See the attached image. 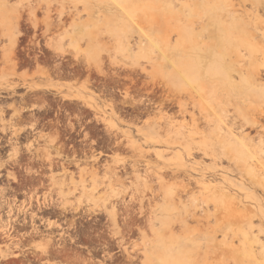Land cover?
<instances>
[{
	"label": "rangeland",
	"instance_id": "rangeland-1",
	"mask_svg": "<svg viewBox=\"0 0 264 264\" xmlns=\"http://www.w3.org/2000/svg\"><path fill=\"white\" fill-rule=\"evenodd\" d=\"M10 3L46 61L27 59L29 39L12 56L13 31L0 27V264H264V0H130V16L112 0ZM188 62L204 67L191 69L205 76L191 75L195 89ZM160 201L208 205L218 219L194 247L196 223L174 208L151 231ZM116 204L135 214L121 210L130 229L113 235ZM65 219L76 224L69 260Z\"/></svg>",
	"mask_w": 264,
	"mask_h": 264
},
{
	"label": "bare ground",
	"instance_id": "bare-ground-1",
	"mask_svg": "<svg viewBox=\"0 0 264 264\" xmlns=\"http://www.w3.org/2000/svg\"><path fill=\"white\" fill-rule=\"evenodd\" d=\"M114 3H116L118 6H116V5H114L113 3V6L116 8V9H120L121 11H123L124 13H126L127 15L129 14V16H130V12H129V10L132 8V5L130 4V0H122V2L121 1H118V0H112ZM20 10H17V8L16 7H14V6H12L11 5V3H10V0H0V27H6L7 29H10V30H12L13 32L11 33V36H12V43H11V45H10V54L12 55V56H14V57H16V55H17V46H19V44H20V39L22 38V39H24V40H27V39H29L30 41V44L31 45H33V49L35 48V47H37L38 48V54L36 53V52H34L35 50H33V49H31V51L33 52V54L31 55L30 53H31V51L29 52L28 51V53H26V57H27V59L28 58H30L31 60H32V62L36 65V64H40V62H44V61H46L45 60V53L43 52V50L39 47V43H37V42H35L33 39H32V36H29V34L28 33H23V31H22V27L20 26V22H21V19H23V11H21V8H19ZM122 12V13H123ZM13 19H17V23H14L13 22ZM31 26H32V24H31ZM34 36V39H35V36H36V34L35 35H33ZM25 49V48H24ZM26 51V50H25ZM27 52V51H26ZM55 55V57L58 55V53L56 52H54V54H53V56ZM3 56H5V55H3ZM53 59H55V58H53ZM201 64H202V62L201 61H199ZM24 63V62H23ZM26 63V62H25ZM28 63V62H27ZM189 63V62H188ZM200 63H189V67H188V71L187 72H182L183 74H182V78L184 79V82H186V84H187V86L189 87V88H191V89H195V81H193V79H192V76L191 75H196L197 73H198V75H199V77H200V79L201 80H203V79H205V76H204V74H202V73H199V72H197V73H194V72H191V69H198V68H203L204 69V67H202V66H200ZM18 67V66H17ZM54 73L56 74V76L57 77H59L60 78V75L62 74V72H63V66H62V64H55L54 65ZM262 71V70H261ZM112 72V71H111ZM127 77H128V75H126ZM256 76V75H255ZM130 77V76H129ZM113 78V77H112ZM144 79H145V77H143ZM146 80V79H145ZM113 82V81H112ZM119 82V81H118ZM131 82V83H130ZM128 81V84L130 83L131 85H133V82H134V80H131V81ZM136 82V81H135ZM147 83V82H146ZM149 83V82H148ZM148 83L146 84V85H148ZM127 84V85H128ZM137 84V83H136ZM139 84V83H138ZM124 85V84H123ZM127 85H125V87L127 86ZM135 85V84H134ZM144 85V84H143ZM149 86V85H148ZM19 86H17V87H11V90L14 92L17 88H18ZM45 87V86H44ZM120 87V86H119ZM128 87V86H127ZM129 87H130V85H129ZM128 87V90L130 89ZM122 88V87H121ZM133 90V89H132ZM131 90V91H132ZM161 90V89H160ZM157 91V90H156ZM149 92V91H148ZM150 93H152V91H150ZM153 93H155V91L153 92ZM14 94H15V92H14ZM30 94V93H29ZM29 94H28V97H30L29 96ZM43 94H45L44 92H43ZM156 94V93H155ZM166 94V93H165ZM46 95V94H45ZM163 95H161L160 97L161 98H163L162 97ZM150 97V96H149ZM157 97H159V95L157 96ZM156 97V98H157ZM176 97V96H175ZM148 98V97H147ZM153 98V97H152ZM155 98V99H156ZM177 98V97H176ZM159 99V98H158ZM164 99V98H163ZM169 99H171V98H169ZM115 100V99H114ZM148 100V99H147ZM161 100V99H160ZM159 100V101H160ZM166 100L168 101V99L166 98L165 99V101H163V102H165L166 103ZM174 100H176V99H174ZM28 101V100H27ZM141 101V100H140ZM149 101V100H148ZM150 101L152 102L151 104H153V101H154V99L153 100H151V97H150ZM170 101V100H169ZM20 102L22 103L21 104V107H22V105L24 104V102H25V98H24V96H22L21 95V97H20ZM37 102V101H36ZM143 102V101H142ZM172 102H173V104H174V102H175V104H176V101H173L172 100ZM171 102V103H172ZM26 103V102H25ZM114 103V102H113ZM158 103V102H157ZM161 103V102H160ZM160 103H158V104H160ZM45 104V103H44ZM174 104V105H175ZM41 105V104H40ZM150 105V104H149ZM154 105V104H153ZM161 105V104H160ZM165 105V104H164ZM50 106V105H49ZM48 106V107H49ZM58 106V105H57ZM115 106V105H114ZM155 106V105H154ZM162 106H163V104H162ZM3 107H5V105L3 106ZM17 107V106H16ZM24 107V106H23ZM28 107V106H27ZM164 107V106H163ZM20 108V107H19ZM19 108H17V109H19ZM32 108V107H31ZM34 108V107H33ZM32 108V109H33ZM41 108V107H40ZM39 108V109H40ZM45 108V107H44ZM61 108V107H60ZM15 109V108H14ZM16 109V110H17ZM25 109V108H24ZM59 109V108H58ZM164 109V108H163ZM20 110V109H19ZM18 111V110H17ZM29 111V110H28ZM35 111V110H34ZM170 111V110H169ZM30 112V111H29ZM3 114H4V111H3V109H1L0 108V117H2L3 116ZM143 114V113H142ZM43 115V114H42ZM148 115V114H147ZM146 115V116H147ZM161 116V115H160ZM33 117V116H32ZM162 117H164L163 115H162ZM3 118V117H2ZM8 118V117H7ZM25 119V118H24ZM174 119V118H173ZM188 119V118H187ZM26 120V119H25ZM256 121V120H255ZM18 122H19V119H18ZM257 122V121H256ZM257 123H259V122H257ZM17 125V124H16ZM33 126H34V124H33ZM56 126H57V124H56ZM72 126V125H71ZM260 126V125H259ZM17 127V126H16ZM73 127V126H72ZM71 127V129L73 130V128ZM24 128V127H23ZM259 129V128H258ZM17 130V129H16ZM24 131V130H23ZM15 133V132H14ZM14 135V134H13ZM16 135V134H15ZM18 135V134H17ZM57 135H58V133H57ZM17 137V136H16ZM28 137V136H27ZM15 138V137H14ZM58 138V137H57ZM19 139V138H18ZM17 139V140H18ZM60 139V138H59ZM3 140V139H2ZM16 140V141H17ZM13 144V143H12ZM1 145V144H0ZM17 145H18V143H17ZM2 151V150H1ZM15 152L16 153H18V150H15ZM19 154V153H18ZM19 158V157H18ZM17 158V159H18ZM16 159V160H17ZM33 161V160H32ZM2 162V161H1ZM20 164V163H19ZM50 166H52V164H51V162H50ZM44 168V167H43ZM137 169V168H136ZM126 173V172H125ZM34 174V173H33ZM143 174V173H142ZM31 175V174H30ZM30 175H28V176H30ZM124 175V174H123ZM130 175V174H129ZM40 176V175H39ZM2 177V175H1V173H0V178ZM126 177V176H125ZM35 178V177H34ZM36 179V178H35ZM153 180V179H152ZM31 185V184H30ZM24 186V185H23ZM31 187H32V185H31ZM3 188V187H2ZM157 188V187H156ZM180 188V190L182 189L181 187H179ZM29 189V188H28ZM153 189V188H152ZM155 189V188H154ZM183 189H185V186H183ZM191 189V188H190ZM189 189V190H190ZM196 189V188H195ZM5 190L6 189H2L1 190V193H0V195L2 196V197H4L3 195L5 194L4 192H5ZM9 190V189H8ZM13 190V189H12ZM38 190V189H37ZM37 190H35V192L37 191ZM193 190V189H192ZM132 191V190H131ZM155 191H157V190H155ZM188 190L186 189V192H187ZM7 192V191H6ZM9 192V191H8ZM79 192V191H78ZM158 192V191H157ZM176 192H178V190L176 191ZM180 193H181V191H179ZM191 192V191H190ZM140 193V192H139ZM154 193H156V192H154ZM185 192L183 191V194H184ZM32 194V193H31ZM36 194V193H35ZM183 194L181 193V198H183ZM14 195V194H13ZM26 195V194H25ZM179 195V193H176V196H178ZM203 195V194H202ZM205 195V194H204ZM154 196H155V194H154ZM6 197V196H5ZM185 197V196H184ZM127 198V197H126ZM125 198V199H126ZM129 198V197H128ZM156 198H160V196H155V199L154 200H156ZM192 198V197H191ZM190 198V199H191ZM28 199V198H27ZM189 199V200H190ZM135 200H136V198H135ZM185 200L188 202V198H186L185 197ZM192 200V199H191ZM86 201V200H85ZM182 201H184V199H182ZM193 201H194V203H195V200H192V201H190L189 203H192L193 204ZM200 201V200H199ZM14 202H15V200H14ZM13 202V203H14ZM37 202V201H36ZM120 202H121V200H120ZM119 202V203H120ZM123 202V201H122ZM125 202H126V200H125ZM137 202V201H136ZM147 202V201H146ZM176 202H178V200L176 201ZM6 203V202H5ZM5 203L4 204H2V206H4L5 205ZM84 203V202H83ZM128 203H129V201H128ZM131 203H132V201H131ZM148 203V202H147ZM46 204V203H45ZM136 204V203H135ZM134 204V205H135ZM138 204V203H137ZM201 204H202V202H201ZM226 204V203H225ZM23 205V204H22ZM44 205V204H43ZM59 205V204H58ZM86 205V204H85ZM120 204H116V205H114L113 206V208H112V211H111V213H108V211H107V216L108 217H110V221H111V225L113 226V227H115V229L114 230H111V234H113V235H118V234H121V233H123V229H130V223H129V226H128V224H127V219H128V214H123L124 216H126V219L123 221L124 222V224L122 223V226H120V227H118V218H120V215H122V213L120 214V211L122 210H126L127 211V209H128V211H129V208L130 207H128V206H131V208H132V205L133 204H130V205H128V206H123V204H122V207L121 206H119ZM152 205V203L150 204V206ZM17 206V205H16ZM75 206V205H74ZM89 207H90V205H88ZM88 206H84V207H88ZM211 206V205H210ZM10 207V206H9ZM99 207V206H98ZM121 207V208H120ZM124 207V208H123ZM128 207V208H127ZM135 207H137V206H135ZM139 207V206H138ZM138 207L136 208V209H138ZM40 208V207H39ZM46 208V207H45ZM75 208V207H74ZM130 208V209H131ZM170 208H174V210H178V211H182V220L183 221H185L186 223L187 222H191V223H196V231H192L193 233L192 234H196V238H192V240H191V245L192 246H194L195 247V245L197 246L198 245V243H199V241H200V239H201V234H202V232H203V229L205 228L206 229V227H208V226H210V224H215L216 223V221H217V219H218V217L216 216V215H214L215 213H211V210H213L212 209V207H209L208 205L205 207L204 205H200V204H194L192 207H189V208H187V207H185V206H183V205H181V204H175V205H170V204H167L166 202H163V201H160L158 204H156L155 206H153V207H151V214L149 213V210L147 211L151 216H149V218H148V222H149V224H150V228H151V231L153 230L152 229V227L154 226V224H155V222L156 221H158V220H160L161 221V223H163V219H161L162 217H164L165 215H166V213H167V215H168V211L170 212ZM56 209V208H55ZM59 209L61 210V215L62 216H64L69 210L66 208V207H59ZM145 209V208H144ZM2 210V209H1ZM30 210V209H29ZM93 210H94V208H93ZM91 208L89 209V208H87V209H85V208H83L82 209V207L80 206V204H79V206L77 207V208H75L74 209V211L75 212H77V214L78 213H80V217L81 218H89V215H91L93 212H91V211H93ZM139 210V209H138ZM198 210H200L199 212H198ZM26 211V210H25ZM41 211V210H40ZM44 211V210H43ZM98 211V210H97ZM121 211V212H122ZM127 211V212H128ZM157 211H159L160 213H159V215H160V217H158L157 215L158 214H156V212ZM38 212H39V210H38ZM91 212V213H90ZM132 212V209H131V211H130V213ZM133 212H134V210H133ZM146 212V213H147ZM11 213H12V211H11V209L9 208V211H8V214L11 216ZM23 213V212H22ZM25 213V212H24ZM103 213V212H102ZM139 213V212H138ZM137 213V214H138ZM198 213H200V215H198ZM202 213V214H201ZM7 214V215H8ZM28 214V213H27ZM76 214V215H77ZM131 214H133V213H131ZM134 214H135V212H134ZM133 214V215H134ZM15 215V214H14ZM9 216V217H10ZM78 216V215H77ZM138 216V215H137ZM105 217V216H104ZM144 217V216H143ZM65 218V217H64ZM76 218V217H75ZM73 219V218H72ZM105 219H106V217H105ZM7 220H8V218H7ZM14 220H16L15 218H14ZM30 221H31V224H33L34 225V222H35V215L34 214H32L31 213V216H30V219H29ZM76 220H77V218H76ZM80 220V219H79ZM79 220H77V222H79ZM120 220H122L121 218H120ZM130 220H133V219H130ZM142 220H143V222H144V219L142 218ZM145 220L147 221V216H145ZM25 221H26V219H24V223H25ZM65 223L68 225V228H67V231H66V229H62V226L61 225H59V229L60 230H62L63 232L60 234V236H61V243L63 244H61L62 245V247H61V250L58 252L59 254L60 253H62V254H64L65 255V259H68L69 260V257L67 258V256H70L69 255V251H68V249H67V244H69V243H71V242H69L68 243V241H67V239L65 238V237H68L69 235H68V233H69V229L71 228V227H73L74 228V226L76 225L75 224V222L72 220V221H67L66 219H65ZM96 221V220H95ZM7 222V221H6ZM23 222V221H22ZM130 222H132V221H130ZM140 222V221H139ZM23 223V224H24ZM121 223V222H120ZM119 223V224H120ZM135 223V222H134ZM178 223V222H177ZM81 224V223H80ZM108 224V223H107ZM13 225V224H12ZM15 225V224H14ZM25 225V224H24ZM27 225V224H26ZM136 225H137V223H136ZM135 224L133 225V226H136ZM162 225H164V224H162ZM11 226V225H10ZM104 226V225H103ZM102 226V227H103ZM105 226H106V224H105ZM104 226V227H105ZM140 226V225H139ZM3 227V226H2ZM4 227L6 228V225H4ZM16 227V226H15ZM18 227V226H17ZM20 227V226H19ZM30 227V226H29ZM32 227V226H31ZM34 227V226H33ZM67 227V226H66ZM65 227V228H66ZM82 227V226H81ZM117 227V228H116ZM147 227H148V225L147 226H145V228L147 229ZM5 228H4V230H5ZM76 228V227H75ZM83 228V227H82ZM106 228H108V227H106ZM142 228H144V225L142 226ZM30 229V228H29ZM3 230V231H4ZM15 230V229H14ZM17 230V229H16ZM126 230H125V233H128V232H126ZM36 231V230H35ZM74 231V230H73ZM106 231V230H105ZM107 231H109V230H107ZM128 231V230H127ZM179 231V230H178ZM16 232V231H15ZM37 232V231H36ZM131 232V231H130ZM135 232V231H134ZM133 232V233H134ZM14 233V232H13ZM108 233V232H107ZM117 233V234H116ZM179 233V232H178ZM108 234H110V233H108ZM65 235V236H64ZM106 235V234H105ZM126 235V236H125ZM123 234L122 235V238L120 239V240H122L123 241V236H125V237H127V234ZM131 236V235H130ZM105 237H107V236H105ZM109 238V237H108ZM128 238V237H127ZM220 238V237H219ZM112 239V238H111ZM118 239V238H117ZM74 240V239H73ZM105 240V239H104ZM109 240H110V238H109ZM72 241V240H71ZM108 241V240H107ZM107 241H104V242H107ZM116 241V240H115ZM126 241H128V240H126ZM132 242V241H131ZM138 242V241H137ZM108 244H106V243H104V245H107L106 246V248H108V247H110L111 245H109V242H107ZM126 243V242H125ZM111 244H113V243H111ZM133 244V243H132ZM135 244V243H134ZM147 244V243H146ZM145 244V245H146ZM60 245V246H61ZM75 245V244H74ZM97 245V244H96ZM139 245V244H138ZM50 246V245H49ZM76 246V245H75ZM102 246H103V244H102ZM114 246V245H113ZM112 247V246H111ZM116 247L118 248V249H122V242L120 241V242H116ZM115 247V248H116ZM123 247H124V245H123ZM126 247V246H125ZM137 247H139V246H137ZM99 248V247H98ZM130 248H131V245H130ZM134 248H135V246H134ZM133 248V249H134ZM139 248H141V247H139ZM139 248H137V249H139ZM102 249V248H101ZM104 249V248H103ZM105 250V249H104ZM109 250V249H108ZM124 250H126L125 248H124ZM129 250V249H128ZM136 250V249H135ZM139 250H141V249H139ZM103 251V250H102ZM122 251V250H121ZM130 251V250H129ZM138 251V250H137ZM199 251H201L200 252V254H202L203 252H205V245H201L200 246V249L198 250V252ZM110 252V251H109ZM57 253V252H56ZM57 253V254H58ZM108 253V251L106 252V254ZM105 254V253H104ZM110 254L111 253H109V256H110ZM72 255V254H71ZM74 255H76V261L78 260H80L81 258H80V254H77V253H75ZM74 255H72V256H74ZM113 255V254H112ZM103 256H105V255H103ZM138 256H140V255H138ZM91 257V256H90ZM106 257V256H105ZM141 257V256H140ZM64 258V257H63ZM73 258H75V256L73 257ZM107 259H108V257H106ZM64 259V260H65ZM83 259V258H82ZM110 259H112V258H110ZM115 258H113V260H114ZM130 259V258H129ZM140 259V258H139ZM87 260V259H86ZM89 260V259H88ZM93 260V259H92ZM95 260V259H94ZM104 260H105V258H104ZM82 261H84V260H82ZM82 261H80V263H83ZM131 261V260H130ZM129 261V262H130ZM102 262V261H101ZM105 262V261H104ZM111 262H112V260H111ZM127 262V261H126ZM136 262H139V260L138 261H135V264H136ZM64 263V262H63ZM69 263V262H68ZM75 263V262H74ZM79 263V262H78ZM99 263V262H98ZM128 263V262H127ZM100 264V263H99ZM104 264V263H103ZM124 264V263H123ZM130 264V263H129ZM133 264V263H132Z\"/></svg>",
	"mask_w": 264,
	"mask_h": 264
},
{
	"label": "flooded vegetation",
	"instance_id": "flooded-vegetation-1",
	"mask_svg": "<svg viewBox=\"0 0 264 264\" xmlns=\"http://www.w3.org/2000/svg\"><path fill=\"white\" fill-rule=\"evenodd\" d=\"M16 193V192H15Z\"/></svg>",
	"mask_w": 264,
	"mask_h": 264
}]
</instances>
